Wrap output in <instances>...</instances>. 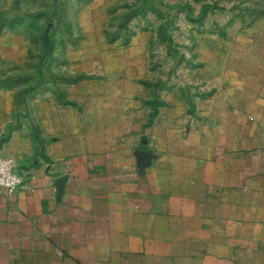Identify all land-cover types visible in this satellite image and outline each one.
I'll use <instances>...</instances> for the list:
<instances>
[{"label": "crops", "instance_id": "obj_1", "mask_svg": "<svg viewBox=\"0 0 264 264\" xmlns=\"http://www.w3.org/2000/svg\"><path fill=\"white\" fill-rule=\"evenodd\" d=\"M245 4L203 38L205 85L156 102L0 86V154L22 175L0 193V264H264V0Z\"/></svg>", "mask_w": 264, "mask_h": 264}, {"label": "rangeland", "instance_id": "obj_2", "mask_svg": "<svg viewBox=\"0 0 264 264\" xmlns=\"http://www.w3.org/2000/svg\"><path fill=\"white\" fill-rule=\"evenodd\" d=\"M247 1L0 0V86L62 99L67 85H133L156 102L157 85H205L203 38Z\"/></svg>", "mask_w": 264, "mask_h": 264}, {"label": "built area", "instance_id": "obj_3", "mask_svg": "<svg viewBox=\"0 0 264 264\" xmlns=\"http://www.w3.org/2000/svg\"><path fill=\"white\" fill-rule=\"evenodd\" d=\"M22 183V175L13 157L0 154V193H13Z\"/></svg>", "mask_w": 264, "mask_h": 264}, {"label": "trees", "instance_id": "obj_4", "mask_svg": "<svg viewBox=\"0 0 264 264\" xmlns=\"http://www.w3.org/2000/svg\"><path fill=\"white\" fill-rule=\"evenodd\" d=\"M45 44H50V41H49V37L48 36H46L45 37ZM51 48H52V45H50V50H51ZM152 115H153V113H152Z\"/></svg>", "mask_w": 264, "mask_h": 264}, {"label": "water", "instance_id": "obj_5", "mask_svg": "<svg viewBox=\"0 0 264 264\" xmlns=\"http://www.w3.org/2000/svg\"><path fill=\"white\" fill-rule=\"evenodd\" d=\"M149 154H150V152H149L148 150H144V151H142V155L147 156V155H149Z\"/></svg>", "mask_w": 264, "mask_h": 264}]
</instances>
